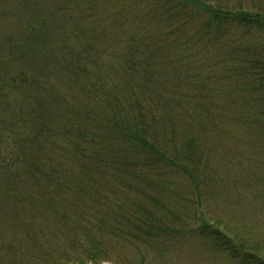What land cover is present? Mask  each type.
Returning <instances> with one entry per match:
<instances>
[{
	"label": "trees",
	"instance_id": "trees-1",
	"mask_svg": "<svg viewBox=\"0 0 264 264\" xmlns=\"http://www.w3.org/2000/svg\"><path fill=\"white\" fill-rule=\"evenodd\" d=\"M177 222L264 264V0H0V264H153Z\"/></svg>",
	"mask_w": 264,
	"mask_h": 264
},
{
	"label": "rangeland",
	"instance_id": "rangeland-1",
	"mask_svg": "<svg viewBox=\"0 0 264 264\" xmlns=\"http://www.w3.org/2000/svg\"><path fill=\"white\" fill-rule=\"evenodd\" d=\"M182 217H184L182 215ZM176 227L182 231L181 234L172 243L169 251L165 253V258L150 259L153 264H227L220 256H213L209 259L204 250V245L200 238L193 237L190 230V224L176 223ZM111 264V263H101Z\"/></svg>",
	"mask_w": 264,
	"mask_h": 264
}]
</instances>
